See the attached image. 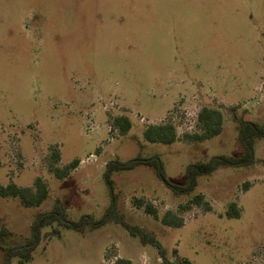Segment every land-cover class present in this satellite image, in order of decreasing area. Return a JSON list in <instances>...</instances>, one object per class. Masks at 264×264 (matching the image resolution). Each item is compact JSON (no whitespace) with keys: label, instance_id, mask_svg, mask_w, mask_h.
Masks as SVG:
<instances>
[{"label":"rangeland","instance_id":"1","mask_svg":"<svg viewBox=\"0 0 264 264\" xmlns=\"http://www.w3.org/2000/svg\"><path fill=\"white\" fill-rule=\"evenodd\" d=\"M204 106L222 111L223 129L197 139L194 113ZM119 115L132 123L123 134L112 125ZM242 119L264 124V0H0V184L34 186L40 176L50 190L39 206L0 195V224L11 231L2 243L29 237L36 215L56 198L73 220L103 216L110 160L159 154L166 178L185 185L190 163L243 154ZM168 121L176 141L145 139L147 125ZM55 149L56 166L79 160L62 179L50 169ZM255 149L253 164L202 174L189 194L175 193L151 165L116 171L119 209L155 232L172 261L264 264V137ZM200 193L204 202L191 203ZM139 198L183 224L162 223ZM232 202L239 216L228 214ZM4 256L0 249V264ZM118 257L164 264L154 246L117 222L85 232L46 226L26 264H113Z\"/></svg>","mask_w":264,"mask_h":264},{"label":"trees","instance_id":"2","mask_svg":"<svg viewBox=\"0 0 264 264\" xmlns=\"http://www.w3.org/2000/svg\"><path fill=\"white\" fill-rule=\"evenodd\" d=\"M112 125L118 128L120 132L126 133L131 128V120L127 115H119L112 119ZM198 125L201 133L192 135L197 139H209L219 135L223 129V113L221 110L213 107L204 106L198 119ZM144 137L149 142H159L170 144L178 139L177 127L172 122L153 123L145 127ZM239 137L244 147V152L241 156L229 155H214L208 161H197L190 163L187 168V183L185 185H177L171 183L165 176L164 163L159 154H154L150 157L141 155L135 156L126 161L120 159L110 160L106 163L105 180L111 192L110 205L105 210V213L100 218L92 214H84L79 219L73 220L68 212L65 201L56 198L53 207L50 210L39 212L31 224V234L24 240L17 241L14 244L4 245L3 238L11 234V231L5 224H0V249L4 250L5 256L1 264H11L13 257H18L19 264H26L33 259L34 251L40 245L43 239V229L46 226L58 225L73 228L80 232H85L89 229L101 227L109 222H117L122 224L132 235L138 236L143 244H151L154 246L164 264H189L184 260L172 261L167 257L166 250L162 243L157 238L153 231H146L138 225L131 224L126 220L125 215L120 211L118 205V193L115 191L114 179L112 174L119 170L132 169L138 165L145 164L153 166L160 178L164 180L177 194H189L198 184V177L202 174H208L220 167L231 166L241 167L249 166L255 162L256 158V141L264 137V124L260 125L257 122L242 119L239 124ZM61 159V153L55 149L52 153V161L50 169L54 172L57 178H65L71 170L75 169L79 160L70 162L65 167L56 166V162ZM249 184L245 183L244 188H248ZM48 183L40 176L36 177L34 186L22 187L15 182H11L4 186L0 184V195L4 197L12 196L19 197L22 204L26 206H39L49 196ZM204 202L202 193L195 195L191 199V203L201 205ZM136 204L143 206L145 211L155 218H161V222L168 225L179 226L183 224V219L178 217L173 211L168 210L162 217L159 215L158 209L151 202H146L143 199H137ZM229 215H240V209L236 202L230 205ZM206 209L211 210L210 205L206 202ZM231 209H235L231 212ZM53 234L59 233V228L54 227ZM113 264H134L131 259L118 257Z\"/></svg>","mask_w":264,"mask_h":264},{"label":"built area","instance_id":"3","mask_svg":"<svg viewBox=\"0 0 264 264\" xmlns=\"http://www.w3.org/2000/svg\"><path fill=\"white\" fill-rule=\"evenodd\" d=\"M201 109H198L197 111H195L194 113V122H198L199 119V113H200Z\"/></svg>","mask_w":264,"mask_h":264}]
</instances>
